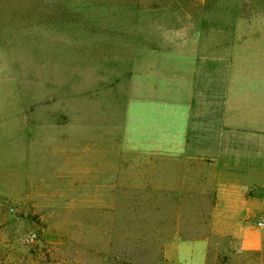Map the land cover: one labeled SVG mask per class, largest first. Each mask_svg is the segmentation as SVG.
I'll return each mask as SVG.
<instances>
[{
    "label": "rangeland",
    "instance_id": "374dc122",
    "mask_svg": "<svg viewBox=\"0 0 264 264\" xmlns=\"http://www.w3.org/2000/svg\"><path fill=\"white\" fill-rule=\"evenodd\" d=\"M260 19L264 0H0V264H170L171 196L118 184L107 210L61 171L62 152L135 60L214 54ZM226 247L207 264H264Z\"/></svg>",
    "mask_w": 264,
    "mask_h": 264
},
{
    "label": "crops",
    "instance_id": "0c3cea01",
    "mask_svg": "<svg viewBox=\"0 0 264 264\" xmlns=\"http://www.w3.org/2000/svg\"><path fill=\"white\" fill-rule=\"evenodd\" d=\"M98 99L90 136L67 141L60 162L84 195L106 196L107 210L118 184L171 196L170 264H207L218 239L264 253V19L214 54L135 60L123 92Z\"/></svg>",
    "mask_w": 264,
    "mask_h": 264
},
{
    "label": "built area",
    "instance_id": "2783aa9c",
    "mask_svg": "<svg viewBox=\"0 0 264 264\" xmlns=\"http://www.w3.org/2000/svg\"><path fill=\"white\" fill-rule=\"evenodd\" d=\"M258 225L260 228H262V230H264V222L263 221L258 222Z\"/></svg>",
    "mask_w": 264,
    "mask_h": 264
}]
</instances>
